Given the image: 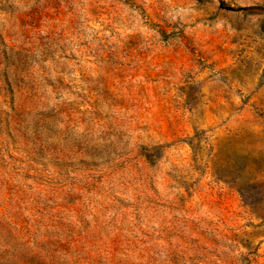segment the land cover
I'll list each match as a JSON object with an SVG mask.
<instances>
[{
    "label": "rangeland",
    "instance_id": "obj_1",
    "mask_svg": "<svg viewBox=\"0 0 264 264\" xmlns=\"http://www.w3.org/2000/svg\"><path fill=\"white\" fill-rule=\"evenodd\" d=\"M0 264H264V0H0Z\"/></svg>",
    "mask_w": 264,
    "mask_h": 264
}]
</instances>
